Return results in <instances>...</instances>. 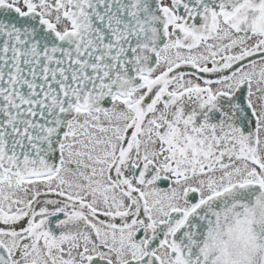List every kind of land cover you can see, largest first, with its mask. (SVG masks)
Here are the masks:
<instances>
[{"label": "snow or ice", "instance_id": "1", "mask_svg": "<svg viewBox=\"0 0 264 264\" xmlns=\"http://www.w3.org/2000/svg\"><path fill=\"white\" fill-rule=\"evenodd\" d=\"M0 264H264V0H0Z\"/></svg>", "mask_w": 264, "mask_h": 264}]
</instances>
